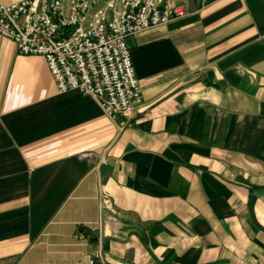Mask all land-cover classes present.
<instances>
[{
    "label": "crops",
    "instance_id": "obj_1",
    "mask_svg": "<svg viewBox=\"0 0 264 264\" xmlns=\"http://www.w3.org/2000/svg\"><path fill=\"white\" fill-rule=\"evenodd\" d=\"M150 1L130 116L0 35V264H264V0Z\"/></svg>",
    "mask_w": 264,
    "mask_h": 264
},
{
    "label": "built area",
    "instance_id": "obj_2",
    "mask_svg": "<svg viewBox=\"0 0 264 264\" xmlns=\"http://www.w3.org/2000/svg\"><path fill=\"white\" fill-rule=\"evenodd\" d=\"M187 14L183 4L150 0H122L120 9L114 1L0 0V35L21 54L43 56L59 92L90 95L113 118L134 114L142 103L128 37Z\"/></svg>",
    "mask_w": 264,
    "mask_h": 264
},
{
    "label": "rangeland",
    "instance_id": "obj_3",
    "mask_svg": "<svg viewBox=\"0 0 264 264\" xmlns=\"http://www.w3.org/2000/svg\"><path fill=\"white\" fill-rule=\"evenodd\" d=\"M96 11V10H95ZM94 13V12H93Z\"/></svg>",
    "mask_w": 264,
    "mask_h": 264
}]
</instances>
